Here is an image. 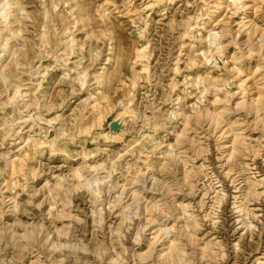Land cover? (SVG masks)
Masks as SVG:
<instances>
[{
	"label": "rangeland",
	"instance_id": "374dc122",
	"mask_svg": "<svg viewBox=\"0 0 264 264\" xmlns=\"http://www.w3.org/2000/svg\"><path fill=\"white\" fill-rule=\"evenodd\" d=\"M0 264H264V0H0Z\"/></svg>",
	"mask_w": 264,
	"mask_h": 264
},
{
	"label": "bare ground",
	"instance_id": "6f19581e",
	"mask_svg": "<svg viewBox=\"0 0 264 264\" xmlns=\"http://www.w3.org/2000/svg\"><path fill=\"white\" fill-rule=\"evenodd\" d=\"M257 95V94H256ZM263 97V96H262ZM261 100V94L260 95H257V97L254 99V104L258 105L257 103ZM260 103V102H259ZM241 104V103H240ZM111 125H116V128L112 129V130H115V131H118L120 125L117 123V122H113L111 123ZM228 125V124H227ZM234 152V151H233ZM232 153V152H231ZM233 154V153H232Z\"/></svg>",
	"mask_w": 264,
	"mask_h": 264
},
{
	"label": "water",
	"instance_id": "95a60500",
	"mask_svg": "<svg viewBox=\"0 0 264 264\" xmlns=\"http://www.w3.org/2000/svg\"><path fill=\"white\" fill-rule=\"evenodd\" d=\"M111 128H112V129L116 128V125H111Z\"/></svg>",
	"mask_w": 264,
	"mask_h": 264
}]
</instances>
